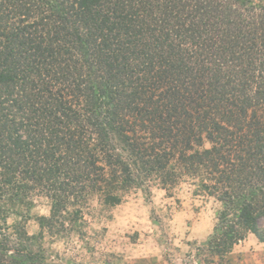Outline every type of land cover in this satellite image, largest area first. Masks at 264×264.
<instances>
[{"label": "trees", "instance_id": "1", "mask_svg": "<svg viewBox=\"0 0 264 264\" xmlns=\"http://www.w3.org/2000/svg\"><path fill=\"white\" fill-rule=\"evenodd\" d=\"M187 182L221 205L212 264L264 244V0H0V264H47L8 223L31 195L52 234Z\"/></svg>", "mask_w": 264, "mask_h": 264}, {"label": "rangeland", "instance_id": "2", "mask_svg": "<svg viewBox=\"0 0 264 264\" xmlns=\"http://www.w3.org/2000/svg\"><path fill=\"white\" fill-rule=\"evenodd\" d=\"M29 202L31 206L17 208L8 223H22L30 236L43 232L36 245L47 264H212L203 245L218 223L221 205L197 195L190 182L170 191L132 190L116 207L93 197L76 227L66 221L60 233L52 234L41 231L38 220L50 216V201L34 194ZM260 226L264 231V219ZM224 263L264 264V244L249 234Z\"/></svg>", "mask_w": 264, "mask_h": 264}]
</instances>
